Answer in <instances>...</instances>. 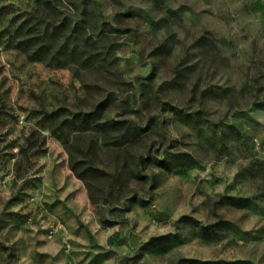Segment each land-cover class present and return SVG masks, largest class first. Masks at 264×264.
Wrapping results in <instances>:
<instances>
[{
  "label": "rangeland",
  "instance_id": "rangeland-1",
  "mask_svg": "<svg viewBox=\"0 0 264 264\" xmlns=\"http://www.w3.org/2000/svg\"><path fill=\"white\" fill-rule=\"evenodd\" d=\"M193 260L264 264V0H0V264Z\"/></svg>",
  "mask_w": 264,
  "mask_h": 264
},
{
  "label": "trees",
  "instance_id": "trees-1",
  "mask_svg": "<svg viewBox=\"0 0 264 264\" xmlns=\"http://www.w3.org/2000/svg\"><path fill=\"white\" fill-rule=\"evenodd\" d=\"M26 24L24 23L17 29L16 36L13 37V45H16L15 48H18L22 51H24L31 60L33 61H45L49 64H53V62H57L56 65L61 67L64 65V59L63 57L66 56V45H68V42L73 38V34L67 35V32L65 30L67 29L66 23H64L61 27L57 29V33L54 35H49V33H46L41 37V35L36 34L35 30L29 29L28 31H25ZM57 38V44L61 45L57 49V53H53L54 50L50 45L52 44V41L54 37ZM59 41H63L62 43H59ZM89 119H96L97 112H91L87 114ZM85 122V123H84ZM82 123L87 124V119H82ZM100 131L105 132L106 134L113 133V132H119L118 138L119 141H123L126 143L132 142L138 135V131L132 129L130 125H128L125 122H114V121H105L104 123H98ZM125 144V143H124ZM123 145V144H122ZM71 162H72V168L75 173V175L81 179L88 191L89 196L93 204H97L100 201L99 194L100 185L99 182L102 181L106 176L107 173L101 169H98L94 167L93 165H84L81 161H77L72 153L73 146L71 145ZM190 264H223V262H215V263H209V262H203L199 260H193L189 262Z\"/></svg>",
  "mask_w": 264,
  "mask_h": 264
},
{
  "label": "built area",
  "instance_id": "built-area-1",
  "mask_svg": "<svg viewBox=\"0 0 264 264\" xmlns=\"http://www.w3.org/2000/svg\"><path fill=\"white\" fill-rule=\"evenodd\" d=\"M44 228L47 230L49 237H53L57 233L65 231V226L63 223H57L55 225H51L49 227H44Z\"/></svg>",
  "mask_w": 264,
  "mask_h": 264
}]
</instances>
